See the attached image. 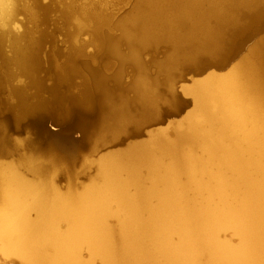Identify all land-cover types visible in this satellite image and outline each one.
Instances as JSON below:
<instances>
[{
  "label": "bare ground",
  "instance_id": "bare-ground-1",
  "mask_svg": "<svg viewBox=\"0 0 264 264\" xmlns=\"http://www.w3.org/2000/svg\"><path fill=\"white\" fill-rule=\"evenodd\" d=\"M126 1L0 0V264H264L263 39L183 84L191 107L147 137L91 160L72 138L96 100L93 149L159 118L152 67L186 60L188 31L232 0H134L119 17ZM163 42L169 60L147 62Z\"/></svg>",
  "mask_w": 264,
  "mask_h": 264
},
{
  "label": "water",
  "instance_id": "water-1",
  "mask_svg": "<svg viewBox=\"0 0 264 264\" xmlns=\"http://www.w3.org/2000/svg\"><path fill=\"white\" fill-rule=\"evenodd\" d=\"M228 2L223 4L225 7L218 5L213 13H208L191 30L188 29L191 42L188 41L186 48L191 51V54L186 60L181 59L179 64L172 66L171 71L166 73L156 66L152 67L156 70L151 75L154 86L159 82L163 94L159 97L161 100L158 103L161 116L143 123L138 130L131 128V134L123 135V140L117 144H124L128 140L140 138L145 135L147 130L165 125L170 119L183 115L193 102L191 97L185 95L183 84L190 83L193 78L202 77L213 69L222 71L229 68L248 46L259 39L264 40V0H232ZM211 36H220V45L205 48L206 46L201 42ZM175 45V42H163L150 48L147 51L150 55L147 62L149 60L150 62L153 60L168 61L171 54L175 52ZM93 105V108H84L79 113L83 120L82 131L75 133L72 129V138L81 143L88 136L94 121L93 118L99 110L97 100ZM75 122V118L70 121V128L74 126ZM53 128L58 130L56 126Z\"/></svg>",
  "mask_w": 264,
  "mask_h": 264
},
{
  "label": "rangeland",
  "instance_id": "rangeland-1",
  "mask_svg": "<svg viewBox=\"0 0 264 264\" xmlns=\"http://www.w3.org/2000/svg\"><path fill=\"white\" fill-rule=\"evenodd\" d=\"M132 1H134V0H127L125 3L121 4V8L119 9V13H118V15L120 14L119 17L122 16V15H124L125 13H127L129 11L131 5H133V2ZM87 49H88V52H92L93 51L92 47H89ZM149 57H150V55L148 54V52H145L144 53V58L145 59H148ZM106 60H109V57H107ZM151 70H152V72H155L156 71L155 68H152ZM127 71L130 72V73H128L126 75L125 80L126 81H129L130 80V74H131L132 70L128 67L127 68ZM188 97H191L192 98L191 95L188 96ZM100 117H101V112H100V110H98V113L93 118L94 121L91 124V130H92L91 131V134H89V138L87 139V141L85 143H82V147L80 149L81 154H84L83 156L84 157L87 156L90 160L91 159H97L104 152H107V151H109L111 149H115V148L127 146V143L129 142V140H128L124 144H117V145H116V143H114L112 141L103 142V143L101 142V144H103V145L97 147L96 149H93L95 147V142H94V139H95L94 133H95V131L94 130L96 129V127L94 129L93 125L97 121H98V125H99ZM46 125L51 130H54L53 127L56 126V125L52 124L51 122H47ZM98 125H96V126H98ZM146 133H147V131H146ZM146 133L142 137H144V138L147 137V134ZM142 137H140V138H142ZM96 168L97 167H96V164L95 163L94 164L89 163V165L86 168V171H85L84 176L80 180L81 183L80 184H76V187H79L82 184L89 183L91 177H94L96 175V173H97V169Z\"/></svg>",
  "mask_w": 264,
  "mask_h": 264
}]
</instances>
